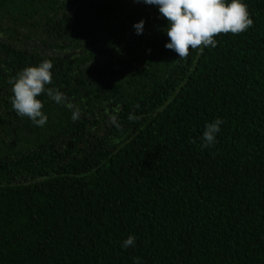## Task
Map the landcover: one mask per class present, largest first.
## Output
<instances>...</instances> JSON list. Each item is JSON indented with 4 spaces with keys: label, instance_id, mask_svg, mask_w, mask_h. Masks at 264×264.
<instances>
[{
    "label": "trees",
    "instance_id": "obj_1",
    "mask_svg": "<svg viewBox=\"0 0 264 264\" xmlns=\"http://www.w3.org/2000/svg\"><path fill=\"white\" fill-rule=\"evenodd\" d=\"M244 2L248 29L179 59L152 5L0 0V264H264V0ZM45 59L74 108L41 94L37 127L8 81Z\"/></svg>",
    "mask_w": 264,
    "mask_h": 264
},
{
    "label": "clouds",
    "instance_id": "obj_2",
    "mask_svg": "<svg viewBox=\"0 0 264 264\" xmlns=\"http://www.w3.org/2000/svg\"><path fill=\"white\" fill-rule=\"evenodd\" d=\"M158 8L161 17L166 18V35L168 41L164 47L176 53L179 59H185L189 50L211 46L215 48L217 41L214 36L221 33L239 34L248 29L253 21L250 18L247 4L244 0H136ZM145 21L141 20L133 25L135 33H143ZM150 51V50H149ZM53 64L50 60H43L36 66H29L20 71L8 81L12 86L10 102L12 109L19 117H27L32 124L43 127L48 116L42 112V102L39 97L46 95L56 104H62L73 109L72 104H66V97L58 89L46 87L51 84ZM80 118V109L72 111L73 122ZM130 122L139 120L138 116L129 114ZM112 124L117 129L121 125L116 117H112ZM224 123L222 118L208 122L201 135L202 147L209 148L216 143L217 135ZM135 245V237L128 236L121 244L127 249ZM132 264H141L140 257H134Z\"/></svg>",
    "mask_w": 264,
    "mask_h": 264
}]
</instances>
